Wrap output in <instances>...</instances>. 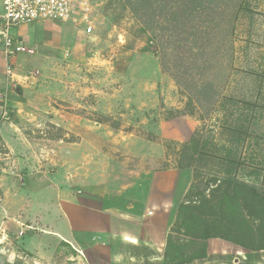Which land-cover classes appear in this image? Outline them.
Here are the masks:
<instances>
[{"label":"rangeland","instance_id":"obj_1","mask_svg":"<svg viewBox=\"0 0 264 264\" xmlns=\"http://www.w3.org/2000/svg\"><path fill=\"white\" fill-rule=\"evenodd\" d=\"M131 4L71 0L68 21L12 30L26 52L7 78L0 49V90H10L8 119L0 128L5 124L17 137L11 138L15 150L38 153L32 161L47 163L42 167L49 174L58 169L50 160L54 153L69 158L76 182L98 185L103 198H111L98 204L103 210L121 202L129 217L144 220L152 232L151 252L160 258L154 264H264V250H250L264 242V0H243L247 12L234 34L216 36L205 59L196 62L200 69L211 65L205 75H197L188 59L199 55L192 38L185 44L184 35L164 34L153 22L145 26ZM188 66L193 70L185 75ZM232 182L241 184L238 190ZM200 193L209 206L193 214L180 209ZM253 211L263 226L249 216ZM230 218L237 223L221 230L227 237L198 239L210 221L227 225ZM5 220L0 217V240ZM93 242L81 234L86 256L60 245L41 264H111L108 253L90 247ZM106 242L112 254L145 259L120 264H150L149 248L139 251L118 237ZM5 245L0 264H33L29 258L9 262V250L20 249ZM202 249L205 257L194 259Z\"/></svg>","mask_w":264,"mask_h":264},{"label":"crops","instance_id":"obj_2","mask_svg":"<svg viewBox=\"0 0 264 264\" xmlns=\"http://www.w3.org/2000/svg\"><path fill=\"white\" fill-rule=\"evenodd\" d=\"M1 55L4 60L3 53ZM4 128L5 124L0 128V138L6 149L4 155L11 174L3 182L6 185L3 188L4 201L0 217L6 220L1 226L5 233L0 240V251L4 248L3 244L11 247L13 242L20 249V253L15 248L9 250V262L15 258H29L33 264H41L54 256L60 245L71 246L85 255V245L78 243L81 234L92 237L94 242L89 246L108 253L111 264H120L122 260L129 263L145 261L138 255L126 258L120 254H112L106 241L113 237H118L121 242L139 251L149 248L147 263L160 262L159 256L151 252L154 247L151 244L152 232L142 224L144 220L134 219L132 216L133 220L130 219V212L123 208L121 202L116 204L113 201L107 210H103V206L99 207L98 204L101 201L103 203L107 197L103 198L105 196L96 189L98 185L76 182L73 178L75 173L69 172L74 168L69 163V158H66L67 162L64 159L62 161L56 156L58 153H54L50 160L58 165V169L49 174L43 168L48 166L47 163H42V167L35 160L32 161L34 158L39 159L34 150L14 149L11 138L16 136ZM80 152L81 150H76V155ZM72 155L75 161V151ZM15 175L21 177L17 179ZM107 199L111 202V198ZM10 232L15 235V241L11 240L13 234ZM19 232L23 234L19 235ZM21 254H25L24 257Z\"/></svg>","mask_w":264,"mask_h":264},{"label":"trees","instance_id":"obj_3","mask_svg":"<svg viewBox=\"0 0 264 264\" xmlns=\"http://www.w3.org/2000/svg\"><path fill=\"white\" fill-rule=\"evenodd\" d=\"M131 4L132 12L138 17L139 20L143 22L145 26H150L153 22L155 27L161 32L169 33L176 36L178 39L186 36L184 43L192 41L197 49L199 50V55L195 54L193 58L191 56L188 59H192L193 66L198 70L197 75H205L211 70V65L208 67L204 66L203 68H198L197 61L204 60L205 56L208 54L214 46V42L219 35L223 33H233L236 27L237 22L241 18L242 14L247 12L246 8L243 6V0H127ZM162 19V21L160 20ZM225 30V31H224ZM217 36V37H216ZM192 38V39H190ZM190 39V40H189ZM224 42V40H220ZM223 48L220 44L218 49ZM216 48V50H218ZM184 54H192V49H181ZM180 61H182L180 59ZM163 67V64H162ZM165 67V66H164ZM184 74L189 75V72L193 69L191 67H186ZM211 88V86H210ZM20 91V89H19ZM213 97V96H212ZM211 97V98H212ZM210 98V99H211ZM230 184V183H229ZM235 186L236 190L239 189L238 182L232 184ZM221 186H216L211 191L212 194H215L220 190ZM252 193L254 190L250 189ZM198 198H195L198 202H193L192 204H183L181 210L188 208L189 213L193 214L194 209L199 207L206 206L211 203V201L206 198L202 193L197 195ZM232 198L237 199L236 194ZM198 199V200H197ZM252 201V200H251ZM254 204V202H253ZM251 213L249 216L256 217L260 225L263 220L258 214ZM193 216V217H192ZM189 219L194 218L192 215ZM196 219V218H195ZM221 219V218H219ZM218 219V220H219ZM225 220V216H223ZM213 220L209 224L204 225V229L198 232V239H217L224 237L221 230L228 231L229 227L235 226L237 220L230 218L227 225L223 224V220ZM263 226V224H262ZM253 234L251 231L249 233ZM238 237H243L244 232H238ZM227 237V236H225ZM250 250L252 251H262L264 250V242L260 244H252ZM240 253V252H239ZM205 252L202 249L200 255H196L193 258H204ZM9 264V263H6ZM13 264H22L21 262H15Z\"/></svg>","mask_w":264,"mask_h":264},{"label":"built area","instance_id":"obj_4","mask_svg":"<svg viewBox=\"0 0 264 264\" xmlns=\"http://www.w3.org/2000/svg\"><path fill=\"white\" fill-rule=\"evenodd\" d=\"M71 0H1L0 1V49L5 63V77L12 78L14 60L21 53L26 52L21 36L14 35L12 30L23 25L37 22L64 23L71 16ZM91 29L88 28L87 32ZM9 88L0 90V103L2 104L1 120L8 119L7 102ZM1 125V123H0ZM0 153V209L4 196L2 193V179L9 173L6 159ZM23 232H19L22 235Z\"/></svg>","mask_w":264,"mask_h":264}]
</instances>
